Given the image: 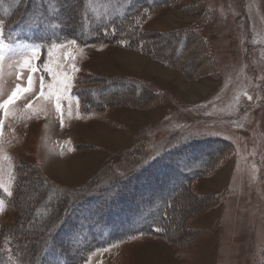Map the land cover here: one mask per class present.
<instances>
[{
    "label": "rangeland",
    "instance_id": "rangeland-1",
    "mask_svg": "<svg viewBox=\"0 0 264 264\" xmlns=\"http://www.w3.org/2000/svg\"><path fill=\"white\" fill-rule=\"evenodd\" d=\"M56 4L64 20L78 24L79 0ZM152 10L144 11L138 25L143 36L153 37L157 54L153 45L139 42L134 48L119 41H70L45 50L30 37H18L9 44L0 17V103L17 85L26 87L28 76L33 81L32 92L9 105L7 115L0 110V264H34L37 250L30 237H43L63 211L50 206L35 213L37 204L63 194V207L77 205L165 149L194 140L204 148L192 160L177 161L170 172L176 183L179 169L193 175L219 154L188 185L185 195L192 199L183 194L179 208L175 205L169 228L184 231L179 240L129 235L127 224H116L117 214L109 217V231L97 226L102 219L95 205H77L69 228L55 237V248L43 253L41 264H264V0H171ZM182 32L189 33L184 50ZM165 34L175 35L165 39ZM197 38L206 42L207 54H200ZM164 54L173 65L161 60ZM127 80L137 88L124 102L94 100L90 87ZM140 188L146 193L141 204L136 199L146 212L143 219L136 216L142 223L148 215L156 218L148 211L178 189L167 183ZM152 193L155 202L147 199ZM186 201L194 203L182 219ZM72 228L78 232H69ZM64 244L68 250L62 255ZM73 248L92 252L78 261Z\"/></svg>",
    "mask_w": 264,
    "mask_h": 264
},
{
    "label": "trees",
    "instance_id": "trees-1",
    "mask_svg": "<svg viewBox=\"0 0 264 264\" xmlns=\"http://www.w3.org/2000/svg\"><path fill=\"white\" fill-rule=\"evenodd\" d=\"M79 1L81 2V8L78 13L76 12L75 18L78 20V24L75 25L71 17L64 20V18L61 16L60 8L58 7V4H56V0H14V3L11 0H0V17L2 20H4L3 23L5 27V38L8 41H12L18 37H23L26 39H29L30 37V39L43 44L45 49L55 44L67 43L70 41L76 43L77 45H90L92 43L104 41H119V44L121 45L125 43L124 46L134 48L139 46V42L142 46L145 44H150V46L153 45L152 50L156 54L159 52L158 49L160 48L157 47L158 45L151 41L153 37H149L148 35L146 37L143 36V33H146V31L141 30L138 23L142 18L141 16L143 15L144 11L153 9L154 11H152L155 12L156 9L161 8L162 5L169 3L171 0ZM94 6L95 8L93 9ZM6 7L9 8V13L4 11ZM168 35L166 36L165 34L163 36H166L165 39H169L170 36L175 34ZM179 35L180 33H178L177 37H179ZM188 36V32H182L181 38L179 40V46L181 47V50H184ZM196 43L198 49H200V54H207L206 51L209 49L206 42H204L202 39H198L196 40ZM188 44L189 42L187 43V46ZM162 56L163 57L161 60L167 63L171 62L169 56H166L165 54ZM196 66L197 70L203 69L199 67L200 65L198 64H196ZM135 88H137L136 84L127 80L125 82L113 81L106 82L105 84L101 83L95 87H90V90L92 92L93 98H95L94 100H101L100 102L103 104L106 102V99L108 100L107 103L111 101L116 103L124 102L128 95L132 94ZM78 96L80 101L86 100V96H83L82 94ZM202 146L204 148L203 144H200L199 141L194 140L190 142H181L172 146L171 148H167L154 158L148 160V164L146 163L147 165H140L136 171L132 173V175L122 178L116 184L110 186L107 189L98 191L96 190V192L91 196H85L86 198L80 201L81 203L77 205H95L96 213L99 214L102 219L100 220L99 224L96 223L97 226L108 229L109 231L112 229L111 223L108 222L109 217L117 214L119 220L116 222V224L120 227L127 224L129 226L128 230L130 231L129 235H134L137 233L158 234L177 241L181 237L180 234H183L184 231H180V228L177 230V234L175 230L172 232V230H170L171 228H169L172 222L171 216L175 210V205L177 204V208H179L178 202L180 201V198H182L183 194L185 195V193H187L186 191L188 190V185L193 179L199 177L207 171L208 166L212 163V161L214 162L219 153L216 152L213 156L208 157L209 159H207L205 164L196 168V173L193 175L186 173V170L179 169L177 175H179L178 177L180 181H178V183L175 182L176 177H173L170 172L174 169L173 167L176 168L177 164L181 163H177V161H179L181 158H196L195 156L202 151ZM205 147L207 150L211 149L208 144ZM210 151L211 154H213L214 151ZM160 164H162V166L158 168V165ZM166 175L167 177L164 178ZM20 180L21 179L18 178L16 188L13 192V198H11L13 202L16 201L18 196ZM170 180L172 181L170 182ZM137 181H139L140 184L142 183L141 186H147L148 189H154L158 187L160 188L161 186H165L166 183L168 185L173 184L174 189L176 187L178 188L177 190L175 189L173 193L166 196L165 199L159 201L161 203L157 204L153 210L148 211V214H154L153 212H155L156 218L152 220V215H148L150 219H147L145 223H142L139 219H143V216L146 214V212L141 211V208L139 207L140 205L136 204V199H139L140 196L143 195L144 188H140L141 186L136 185ZM144 195H146V193H144ZM109 197H111V199H108ZM185 197H187L189 200L192 199L190 194H187V196L185 195ZM52 198L46 201L47 206L44 203L43 206H39L37 204V207H39L38 209L33 207L35 213L42 211L45 212L51 207L63 208L62 216L59 222L53 225L55 227H52L50 230L46 231L44 229L43 231H45V235L43 237L39 238L37 235L30 237L33 238L32 240L34 241L36 247L35 249L37 250L36 257L34 258V264H41V260L44 257L43 253H45L48 249L53 250L55 248V237L59 236L63 232L64 228H69L70 219L74 217V210L77 205L73 204L70 207H63L61 203L65 201V199L67 200V197H65L63 194H58ZM143 198H140L139 204L144 201ZM141 199H143V201ZM147 199L151 202L157 201V193H152V195H149ZM147 199H145V201ZM52 200H56V203L53 204V202H51ZM193 203V201H186V205L180 215V218L183 219V217L189 212L188 210L190 207H192ZM119 204H123L124 207L120 209ZM144 205L145 204H142V206ZM197 208L198 207L196 206V208L194 207L192 210ZM53 209L51 210L52 212ZM52 212H50V214ZM123 213L126 216L128 215V217L122 221V218L124 219V217H122ZM137 214L140 217L139 219L136 218ZM40 217L41 215L37 218L34 216L33 218L39 220ZM98 219L100 218L98 217ZM43 220H48V217L45 215ZM30 222L31 221H29L28 224H30ZM83 226L85 227V225ZM155 227H157L158 230H155ZM42 228L43 227L40 226V230ZM164 231L166 232L164 233ZM23 232L29 236L27 231ZM69 232H73L75 234L78 232V229L72 228ZM66 247L67 246L64 244V250L61 252L62 255L68 250ZM73 249V255L76 256L78 261H86L85 257L80 259L81 256H85L82 255L83 252L86 255H89V253L92 252L90 250L87 251L84 248Z\"/></svg>",
    "mask_w": 264,
    "mask_h": 264
},
{
    "label": "snow or ice",
    "instance_id": "snow-or-ice-1",
    "mask_svg": "<svg viewBox=\"0 0 264 264\" xmlns=\"http://www.w3.org/2000/svg\"><path fill=\"white\" fill-rule=\"evenodd\" d=\"M24 64L25 65H30V60H27V59L24 60ZM32 71H35V69H32ZM42 80H43V78H41L40 93H39V95L41 97L44 96V85H43ZM32 88H33L32 77L28 76L27 86L26 87H21L20 85H17L16 89L12 92V94L8 97V99L5 100L3 103H0V110H3L4 114L7 115L8 106L13 104L23 94L31 93L32 92ZM28 106L31 107V104H29ZM56 109H57L58 112L61 111V105L59 103V97L58 96H57ZM5 191H7V189H5ZM8 194L11 195L10 192Z\"/></svg>",
    "mask_w": 264,
    "mask_h": 264
},
{
    "label": "bare ground",
    "instance_id": "bare-ground-1",
    "mask_svg": "<svg viewBox=\"0 0 264 264\" xmlns=\"http://www.w3.org/2000/svg\"><path fill=\"white\" fill-rule=\"evenodd\" d=\"M137 57V56H136ZM139 60V59H138ZM137 61V60H136ZM200 67V66H199ZM61 167H63L62 166V163H59L58 165H57V168H55V169H57V170H59V169H61Z\"/></svg>",
    "mask_w": 264,
    "mask_h": 264
}]
</instances>
